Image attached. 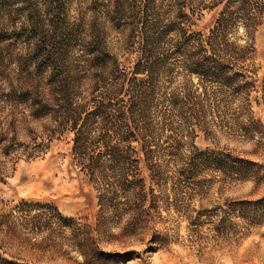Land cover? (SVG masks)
<instances>
[{"label": "trees", "instance_id": "obj_1", "mask_svg": "<svg viewBox=\"0 0 264 264\" xmlns=\"http://www.w3.org/2000/svg\"><path fill=\"white\" fill-rule=\"evenodd\" d=\"M220 6L208 32L194 29ZM262 25L264 0H0V109L14 115L0 131L3 154L18 159L23 148L27 160L45 157L55 139L71 133L104 223L107 214L125 212L139 227L148 207H182L191 185L219 174L238 179L250 163L201 149L196 138L262 134L252 103ZM110 31L135 55L134 65H108ZM255 100L264 102V80ZM29 120L42 128L18 149L19 127ZM6 177L0 164V183ZM34 210H53L60 225L76 228V219L52 205L25 199L0 227L41 234L46 228ZM0 264L30 263L0 253Z\"/></svg>", "mask_w": 264, "mask_h": 264}, {"label": "rangeland", "instance_id": "obj_2", "mask_svg": "<svg viewBox=\"0 0 264 264\" xmlns=\"http://www.w3.org/2000/svg\"><path fill=\"white\" fill-rule=\"evenodd\" d=\"M220 9L205 11L194 29L208 32ZM255 40L259 92L252 103L255 117L264 123V102L255 100L262 95L264 80V25ZM110 46L105 57L111 60L108 65H134L135 55L122 48L115 31H110ZM13 65H4L3 79L10 77L8 70ZM11 111L0 109V131L14 117ZM29 121L19 127L18 149L42 128L40 121ZM196 144L201 149L231 152L250 163L238 179L219 174L211 182L191 185L182 207L175 202L161 204L159 209L148 207L142 213L146 222L139 227L130 224L131 214L125 212L121 217L109 213L110 220L102 221L99 194L74 158L73 134L55 139L47 155L34 160L20 153L23 148L17 152L18 159L8 157L0 145V164L8 175L0 183V200L6 202L0 201V221L25 199L52 205L65 217L76 219L78 228L60 225L52 217L53 210H34L32 214H39L37 219L43 221L44 232L32 235L22 225L0 227V253L30 264H264V129L252 139L232 135L212 139L201 132ZM142 170L148 177L145 164ZM173 184L170 181L168 187Z\"/></svg>", "mask_w": 264, "mask_h": 264}]
</instances>
